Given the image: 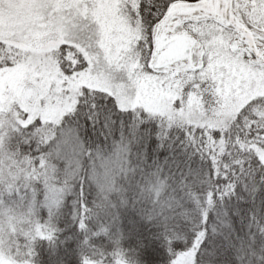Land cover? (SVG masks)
I'll return each mask as SVG.
<instances>
[{
    "label": "snow or ice",
    "instance_id": "1",
    "mask_svg": "<svg viewBox=\"0 0 264 264\" xmlns=\"http://www.w3.org/2000/svg\"><path fill=\"white\" fill-rule=\"evenodd\" d=\"M0 264H264V0H0Z\"/></svg>",
    "mask_w": 264,
    "mask_h": 264
}]
</instances>
